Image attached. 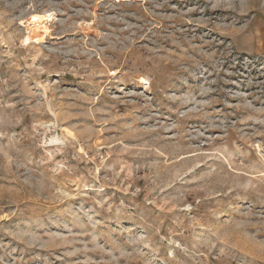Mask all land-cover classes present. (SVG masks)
<instances>
[{
	"label": "rangeland",
	"instance_id": "374dc122",
	"mask_svg": "<svg viewBox=\"0 0 264 264\" xmlns=\"http://www.w3.org/2000/svg\"><path fill=\"white\" fill-rule=\"evenodd\" d=\"M0 264H264V0H0Z\"/></svg>",
	"mask_w": 264,
	"mask_h": 264
},
{
	"label": "bare ground",
	"instance_id": "6f19581e",
	"mask_svg": "<svg viewBox=\"0 0 264 264\" xmlns=\"http://www.w3.org/2000/svg\"><path fill=\"white\" fill-rule=\"evenodd\" d=\"M48 19H51L50 15H48L45 18H41L40 16H33L31 23L34 24V29H32L31 33L26 37L24 42H28L31 40H35L36 42L41 41L42 39L41 35H44L47 32L44 22L47 21ZM140 80L142 84H147V81L144 78H141Z\"/></svg>",
	"mask_w": 264,
	"mask_h": 264
}]
</instances>
